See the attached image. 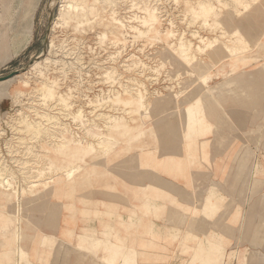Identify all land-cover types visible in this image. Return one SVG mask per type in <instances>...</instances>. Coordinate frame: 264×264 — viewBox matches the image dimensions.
Segmentation results:
<instances>
[{"label": "rangeland", "instance_id": "rangeland-1", "mask_svg": "<svg viewBox=\"0 0 264 264\" xmlns=\"http://www.w3.org/2000/svg\"><path fill=\"white\" fill-rule=\"evenodd\" d=\"M241 7L237 0H40L30 42L0 59V77L18 71L0 81V157L9 155L0 162V218L22 221L33 195L45 193L38 208L54 197L50 188L69 191L78 174L119 170L136 150L166 152L167 140L181 137L170 127L183 121L184 95L194 93L200 77L213 76L220 59L248 50L232 33ZM196 118L188 110L189 131ZM186 213V240L182 211L170 214L169 230L151 215L138 217L139 235L168 244L154 247L171 252L159 264H182L194 242L200 213ZM91 235L84 230L80 238Z\"/></svg>", "mask_w": 264, "mask_h": 264}, {"label": "crops", "instance_id": "crops-1", "mask_svg": "<svg viewBox=\"0 0 264 264\" xmlns=\"http://www.w3.org/2000/svg\"><path fill=\"white\" fill-rule=\"evenodd\" d=\"M240 11L232 33L248 50L220 59L213 76L200 77L194 93L184 95L183 121L170 127L181 137L168 139L166 152L126 155L119 170L78 174L69 191L50 188L54 197L35 208L46 199L38 192L22 221L0 218V264H159L171 252L155 248L168 244L139 235L138 217L151 215L169 230L176 210L183 212V240L192 235L186 211L200 213L182 264H264V0ZM188 110L198 120L193 132ZM84 230L92 232L87 239L80 238Z\"/></svg>", "mask_w": 264, "mask_h": 264}, {"label": "bare ground", "instance_id": "bare-ground-1", "mask_svg": "<svg viewBox=\"0 0 264 264\" xmlns=\"http://www.w3.org/2000/svg\"><path fill=\"white\" fill-rule=\"evenodd\" d=\"M15 1L0 0V23H7L6 29L0 27V59L7 49L27 44L32 37L34 17L40 0ZM237 2L246 9L252 4L249 0H237ZM38 62L39 58L34 61L31 67H34Z\"/></svg>", "mask_w": 264, "mask_h": 264}, {"label": "water", "instance_id": "water-1", "mask_svg": "<svg viewBox=\"0 0 264 264\" xmlns=\"http://www.w3.org/2000/svg\"><path fill=\"white\" fill-rule=\"evenodd\" d=\"M45 52H46V48H45ZM45 52H44V53H45ZM17 72H18V71H15V72H12V73L9 74V75H6V76H3V77H0V81H2V80H7V79L13 77V76H14V73H17Z\"/></svg>", "mask_w": 264, "mask_h": 264}, {"label": "built area", "instance_id": "built-area-1", "mask_svg": "<svg viewBox=\"0 0 264 264\" xmlns=\"http://www.w3.org/2000/svg\"><path fill=\"white\" fill-rule=\"evenodd\" d=\"M0 150H1V144H0ZM8 160H9V155H8V158H7V155L3 156L2 158L0 157V162L8 161Z\"/></svg>", "mask_w": 264, "mask_h": 264}]
</instances>
